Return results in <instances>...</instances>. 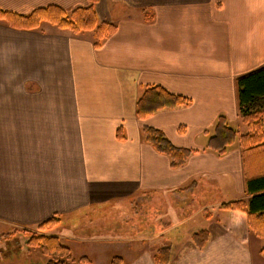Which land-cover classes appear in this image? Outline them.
<instances>
[{"label": "crops", "instance_id": "obj_1", "mask_svg": "<svg viewBox=\"0 0 264 264\" xmlns=\"http://www.w3.org/2000/svg\"><path fill=\"white\" fill-rule=\"evenodd\" d=\"M91 5L99 24L115 26L100 47L94 32L49 23L16 31L0 21V237L55 216L69 221L73 237L101 221L80 240L132 226L135 240L170 245L169 264H219L233 236L250 235L218 210L221 202L215 212L200 208L147 235L138 206L169 196L190 207L197 179L246 199L239 146L222 157L205 147L218 116L230 125L238 119L236 79L264 66V0H0L1 11L19 16ZM146 86L191 104L139 120L136 103ZM143 127L196 153L173 170L144 142ZM199 217L196 228L177 232ZM200 230L209 235L203 250L191 241Z\"/></svg>", "mask_w": 264, "mask_h": 264}, {"label": "trees", "instance_id": "obj_2", "mask_svg": "<svg viewBox=\"0 0 264 264\" xmlns=\"http://www.w3.org/2000/svg\"><path fill=\"white\" fill-rule=\"evenodd\" d=\"M96 2L97 0H91V4ZM0 21L16 31H34L42 23H49L73 34L94 32L95 47H100L101 42L115 31L114 25L99 24L92 5L87 9L75 10L71 14L55 7L36 10L28 16L0 10ZM235 85L238 117L246 132L240 134L223 115H220L212 131L207 133L205 149L222 157L231 147L239 146L246 199L221 202L218 210L227 213L234 226L244 225L250 234L264 240V66L237 78ZM190 104V99L173 95L160 86H146L137 100L136 116L139 120H145L158 112L188 107ZM141 133L145 143L158 154L168 158L173 170L182 168L190 156L196 153L193 150L176 148L156 129L143 127ZM117 138H124L120 130L117 131ZM204 218H211L208 211H204ZM60 225V217L55 216L47 220L34 229L41 236H32L24 245L29 249L40 250L48 259L47 264H72L69 249L57 236L46 234ZM208 238V233L200 230L191 236V241L198 250H203ZM7 240L15 242V233L0 237L1 243ZM170 253V245L158 249L153 256L154 264H169ZM261 253L264 255V249ZM80 263L90 264L85 258L81 259ZM115 264H119V261Z\"/></svg>", "mask_w": 264, "mask_h": 264}, {"label": "rangeland", "instance_id": "obj_3", "mask_svg": "<svg viewBox=\"0 0 264 264\" xmlns=\"http://www.w3.org/2000/svg\"><path fill=\"white\" fill-rule=\"evenodd\" d=\"M231 127L240 134L246 132V128L242 125L239 117L237 121L235 120L232 122ZM196 183L197 188L194 190L195 198L189 196L190 207L180 205L181 202H176L173 198L170 199L169 196L161 198L164 201L161 200L158 202L159 200L155 198L153 204L144 203L139 205L138 209L140 211V216L143 218L141 232L147 235L150 234L148 230L160 231L175 225V223L187 221L191 216L194 217L197 212H199L200 208H207L209 211L215 212V204L234 200L235 196L238 194L237 190L235 194L234 192L232 193L234 195H227L226 192L218 186L212 185L211 188L207 187L206 182L202 179H197ZM168 207H170L171 211L170 219L165 218L167 214L165 210ZM117 208L120 209L119 207ZM115 211L116 210H114V212ZM127 213L130 214L128 211ZM162 214L164 216L161 217ZM89 216L90 215H88V217ZM228 216V214H225V217ZM65 221L66 219H64L59 227L48 231L49 233L46 234L57 236L62 244L69 249L71 259L73 260L72 264H84L80 263L81 259L84 258L88 260L90 264H113V262L115 264L117 260L119 264H151L149 257L152 258L156 249L158 250V248L160 249L162 246L168 245L167 243L154 244L149 242L145 236H141L135 240V237L130 236L135 230L134 227L125 225L120 227L119 224L114 225L115 228H113V230L115 232L112 236L89 237V239L86 238L87 240H80L78 236H93L94 232H92L90 228L93 227L98 229L104 222L99 221L93 224V226L87 225L85 229L82 228L84 229L82 230L83 233L78 232L75 234L78 237L76 238V236H72V230H69V221ZM200 222L201 217L189 224H185L182 228L178 229L177 232L182 233L183 230H187L191 226H193L192 228H196ZM34 229L26 230L27 232H24V230L20 231V233H18L19 237L16 235L17 233H15V242L11 240L4 241V243L0 242V264H47L48 259L40 253V250L29 249V247L24 245L32 236L40 235ZM22 232H24V234H22ZM95 234H97V232H95ZM5 236L7 235L3 237ZM226 249L229 252L223 255V259L219 261V264H237L236 260L239 258L240 264H264V255L261 253L264 249V240L255 237L253 234H250L247 239L233 236V241H231L229 247H226L225 250Z\"/></svg>", "mask_w": 264, "mask_h": 264}]
</instances>
